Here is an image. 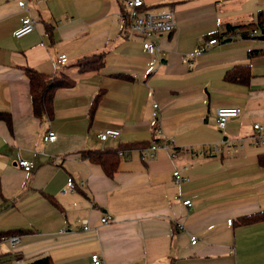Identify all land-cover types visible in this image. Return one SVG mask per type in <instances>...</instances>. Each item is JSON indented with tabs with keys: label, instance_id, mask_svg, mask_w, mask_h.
<instances>
[{
	"label": "crops",
	"instance_id": "crops-1",
	"mask_svg": "<svg viewBox=\"0 0 264 264\" xmlns=\"http://www.w3.org/2000/svg\"><path fill=\"white\" fill-rule=\"evenodd\" d=\"M17 1L0 0V235L15 232L19 243L2 246L0 264H92V254L102 264H264V221L236 223L264 211V144L252 128L264 123V34L230 37L260 26L264 0H143L147 11L174 14L159 55L122 24L124 0H25L26 10ZM26 15L35 28L16 38ZM97 54L102 65L81 72L78 61ZM244 64L235 76L246 81L226 77ZM26 67L73 80L54 91L50 119L32 113ZM220 107L241 110L223 130ZM106 129L120 134L100 141ZM48 131L54 142H43ZM164 140L173 147L141 158ZM214 145L215 156L197 154ZM104 149L118 150L111 177L81 156ZM174 170L186 180L175 183Z\"/></svg>",
	"mask_w": 264,
	"mask_h": 264
},
{
	"label": "built area",
	"instance_id": "built-area-1",
	"mask_svg": "<svg viewBox=\"0 0 264 264\" xmlns=\"http://www.w3.org/2000/svg\"><path fill=\"white\" fill-rule=\"evenodd\" d=\"M17 4L20 8L27 9V4L25 0H18ZM126 11L121 14V22L126 25L129 31L138 37L142 38V48L149 54H160V48L157 44V37L159 34L170 33L175 29L176 22L174 14L172 11L164 12H151L143 9V0H124ZM35 28V20L26 15L20 20V24L14 30L13 35L16 38H20L26 34L31 33ZM245 34V35H244ZM261 34H264V14L262 15L261 25L257 28L247 29V30H237L234 35L237 38L243 37H256ZM223 38V37H222ZM217 43L216 39H211L200 46L192 55L191 58H199L202 54L209 49L211 45ZM67 61V58L64 54L60 55L56 59L57 66L64 65ZM192 65V64H190ZM156 106V105H155ZM241 110L238 107H220L216 110V125L219 130H223L226 126V123L229 119L235 118L240 114ZM253 130L256 132V141L260 144H264V123H253ZM120 132L116 129H106L97 134V138L100 141H105L108 137H117ZM57 136L54 132L48 131L43 137V142H54ZM173 147V142L170 140H164L161 145L157 144L155 141H152L148 147L142 150L141 158L143 160H148L154 158L156 152L159 148L171 149ZM186 151H191L190 148H186ZM220 152V148L217 145L213 147H203L197 151L198 155L212 157ZM121 151H119V154ZM192 153H194L192 151ZM195 154V153H194ZM172 157L174 154L172 153ZM18 167L23 169L26 172H30L33 168V163L26 159H19L17 161ZM173 178L175 183H181L186 180V177L182 175L180 170H174ZM73 192L72 189L63 190V192ZM191 202L188 199L182 200V205L190 206ZM111 221V218L108 216H103L100 218L102 224H107ZM227 224H231V220H227ZM77 226L81 227L83 231L88 230V224L86 220H81L77 223ZM177 227L182 229L181 222H178ZM196 236H190V244L196 243ZM19 243V237L16 235H0V253L2 252V246L4 244L8 245L10 251L12 252L15 249L16 245ZM92 264H102V260L98 254H92L90 256ZM16 263H20V260L16 259Z\"/></svg>",
	"mask_w": 264,
	"mask_h": 264
},
{
	"label": "trees",
	"instance_id": "trees-1",
	"mask_svg": "<svg viewBox=\"0 0 264 264\" xmlns=\"http://www.w3.org/2000/svg\"><path fill=\"white\" fill-rule=\"evenodd\" d=\"M145 9V8H143ZM261 25V23H260ZM248 28H253V26H248ZM244 28H240L243 30ZM228 30H233L228 27ZM250 56L255 54V52H250ZM102 54L93 55L90 57L82 58L78 61L80 71H87L90 69H97L102 65ZM248 69V65H238L229 70L226 77L235 81H246V78H237L235 74L237 70ZM29 85V94L31 99L32 113L36 118H48L52 117V98L54 91L58 88L70 87L73 84V80L68 77L57 74L47 76L45 74L39 73L36 70L26 67L23 69ZM99 95H97L92 102V107L96 105ZM1 116V115H0ZM83 159L88 160L93 164L99 165L106 176L111 177L117 170L118 167V150L104 149V150H87L81 153ZM258 162L261 166H264V154H260L258 157ZM264 221V211L253 213L247 216H243L236 221L240 225H248L252 223H257ZM232 223V220H231ZM4 235H17L15 232H7ZM30 264H52L49 257H42L34 260Z\"/></svg>",
	"mask_w": 264,
	"mask_h": 264
},
{
	"label": "water",
	"instance_id": "water-1",
	"mask_svg": "<svg viewBox=\"0 0 264 264\" xmlns=\"http://www.w3.org/2000/svg\"><path fill=\"white\" fill-rule=\"evenodd\" d=\"M262 38H264V36Z\"/></svg>",
	"mask_w": 264,
	"mask_h": 264
}]
</instances>
